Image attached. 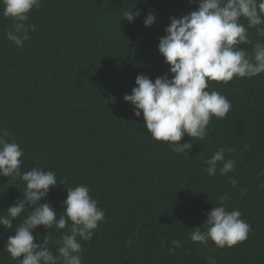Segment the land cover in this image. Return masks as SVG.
Instances as JSON below:
<instances>
[{"label":"trees","instance_id":"trees-1","mask_svg":"<svg viewBox=\"0 0 264 264\" xmlns=\"http://www.w3.org/2000/svg\"><path fill=\"white\" fill-rule=\"evenodd\" d=\"M197 8L189 0H41L28 20L37 30L20 49L6 38L12 21L0 3V130L24 150L22 172L57 171V185L46 198L57 219L66 189L81 184L105 210L91 241H82L83 264H207L206 255L217 264H264V73L209 82L208 90L219 91L232 107L225 118H212L205 140L182 137L179 143H193L185 154L154 140L143 115L136 117L123 99L136 87L137 75L154 82L168 71L159 38L170 17ZM130 10L141 13L131 23L125 19ZM149 12L156 21L146 27ZM248 31L253 42L264 41L255 28ZM241 47L252 50L250 44ZM221 147L234 149L225 155L236 167L210 177L203 161ZM25 188L19 177L0 176V214L23 198ZM241 189H247L243 196ZM223 194L228 210H239L251 231L246 241L213 253V241L207 247L194 243L190 231ZM27 214L14 221L13 230L0 225V264H20L5 246ZM49 231V250L58 256L67 229L39 226L33 235L42 242ZM173 239L182 246L169 254L161 241Z\"/></svg>","mask_w":264,"mask_h":264},{"label":"clouds","instance_id":"clouds-1","mask_svg":"<svg viewBox=\"0 0 264 264\" xmlns=\"http://www.w3.org/2000/svg\"><path fill=\"white\" fill-rule=\"evenodd\" d=\"M0 3L3 16L12 21L5 31L6 38L22 49L31 39L30 33L37 30L28 20L30 12L40 8L41 0H0ZM189 3L198 4V8L180 18L170 17L165 35L159 38L158 51L169 65L168 71L154 82L146 75H137L136 87L123 97L133 106L136 117L143 115V125L152 138L169 142L175 154H185L193 146L190 142L179 143L182 137L205 140L212 118L223 119L231 110V102L224 95L208 90L209 82L226 84L234 77L251 79L264 73V41L253 42L248 31L255 28L257 35L264 37V0H189ZM140 15L139 11L130 10L125 13V19L131 23ZM242 18L247 26L241 22ZM155 21V15L149 12L143 23L149 27ZM245 44L252 45L251 52L241 47ZM110 100L115 103L117 98L113 96ZM244 149L250 150V145L245 144ZM233 151L219 148L203 161L206 166L202 171L210 177L217 172L221 176L233 172L237 162L225 155ZM23 156L19 144L10 142V133L0 130V176L19 177L26 183L23 198L0 214V225L13 230L14 221L28 212L15 226V234L8 237L5 249L20 264H83L82 241H91L105 219V210L90 195L89 187L81 184L66 189L64 211L57 219V212L46 199L50 187L57 185V171L32 167L22 172ZM230 183L236 187L238 180L232 177ZM246 191L241 189L240 194L243 196ZM42 199L45 202L40 203ZM228 200L227 194L218 197V203L206 213L203 224L190 231L192 242L207 247L211 240L215 253L216 249L231 248L247 240L251 225L241 219L239 210H228ZM39 226L47 230L67 229L61 234L58 256L49 250L50 231L42 242L34 237L33 232ZM161 245L169 254L182 246L178 239L161 241ZM204 259L207 264H217L214 255H206Z\"/></svg>","mask_w":264,"mask_h":264}]
</instances>
